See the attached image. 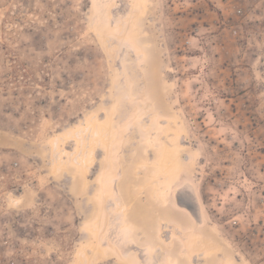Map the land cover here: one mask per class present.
Returning <instances> with one entry per match:
<instances>
[{
  "label": "rangeland",
  "instance_id": "1",
  "mask_svg": "<svg viewBox=\"0 0 264 264\" xmlns=\"http://www.w3.org/2000/svg\"><path fill=\"white\" fill-rule=\"evenodd\" d=\"M106 14L97 33L92 0H0V264H264V0ZM108 117L112 147L79 165L76 134ZM165 124L182 144L169 204L151 166Z\"/></svg>",
  "mask_w": 264,
  "mask_h": 264
},
{
  "label": "bare ground",
  "instance_id": "2",
  "mask_svg": "<svg viewBox=\"0 0 264 264\" xmlns=\"http://www.w3.org/2000/svg\"><path fill=\"white\" fill-rule=\"evenodd\" d=\"M134 4L137 8L143 9L146 5V2L148 0H133ZM112 0H92V8L94 9V11L98 12L100 14V18L97 22H92L91 26L93 28V30L95 32H100L102 29L106 28L109 26V20H108V16L106 14L107 11V7L109 5V3H111ZM95 118V117H94ZM162 119V118H161ZM93 120V119H92ZM165 120V119H164ZM168 120V119H166ZM163 121V120H162ZM105 122V121H104ZM102 121H96L93 124H89L86 127H84L82 130L84 133V136H81L79 134H76V137L79 140V144L80 147L82 146L83 149H81L76 158H78V164L79 165H85L86 163H88L92 155V146L95 145L97 143L98 140H100V142L102 141L107 148L112 147L111 145L113 144V142L116 140L115 138V131L114 128L111 126V119L108 117L107 118V122L104 123ZM113 122V120H112ZM164 122V121H163ZM160 124L162 122H159ZM163 124V123H162ZM158 131H160L162 133V137L160 140H162L161 142L163 144V146H161V148L159 147L158 149V154H160V156L162 157L161 161L159 162V164H155V163H151V166L154 169H157V167H159L158 171L161 173L158 174L159 179H154V175H153V179L156 181H154L153 183H157L162 187V189H159L156 192V197L160 196L162 198H164V200H166L168 202V204L170 203L173 194H174V188L177 186V175L178 173L182 172V167H181V160H182V156L180 154V151L182 150V144L180 143V127L177 125H173V124H165L162 125V127H160V130L157 129L155 132L158 133ZM78 133V132H77ZM160 133V134H161ZM157 136V135H156ZM159 136V134H158ZM154 137V136H153ZM160 138V137H159ZM156 138H154L155 140ZM65 140V139H63ZM149 141L152 139H148ZM56 141V140H55ZM151 142H154L153 140ZM157 142V141H156ZM160 142V141H159ZM160 142V143H161ZM150 142H148L149 144ZM161 143V144H162ZM156 144V143H154ZM159 144V143H158ZM65 146V145H64ZM150 146V145H149ZM152 147L153 144L151 145ZM56 149V148H55ZM59 149V148H58ZM64 150V149H63ZM110 150V149H109ZM65 151V150H64ZM66 152V151H65ZM61 153V152H60ZM56 152H55V156H56ZM67 154V153H66ZM157 155V154H156ZM56 158V157H55ZM61 158V157H60ZM109 158V157H108ZM57 159V158H56ZM149 159V158H148ZM158 159V158H157ZM156 159V161H157ZM55 160V159H54ZM160 160V159H158ZM63 161V160H62ZM155 161V160H154ZM55 162V161H54ZM58 162V160H57ZM90 162V161H89ZM141 166H146L148 165V161L146 158H143L141 161ZM80 166V167H81ZM59 167V166H58ZM84 167V166H83ZM82 167V170H83ZM150 169V168H149ZM112 170V169H111ZM151 170V169H150ZM153 171V170H152ZM106 173V172H105ZM112 172L106 173V174H102L103 176L100 178L101 183L104 186H107L111 189L112 187ZM157 174V173H156ZM101 176V175H100ZM156 177V176H155ZM152 178V176H151ZM150 180V179H149ZM153 183H151L153 185ZM149 184V185H151ZM155 186V185H153ZM149 186H147L148 188ZM146 187H142V189L145 190ZM150 189L152 190L151 186ZM176 189V188H175ZM147 190V189H146ZM150 190V192H151ZM149 192V191H148ZM152 193V192H151ZM102 195V194H101ZM103 196V195H102ZM101 197V196H100ZM152 197V196H151ZM159 198V197H158ZM176 198V195H175ZM104 199V198H103ZM160 199V198H159ZM162 201V200H159ZM165 201V202H166ZM166 202V206L168 205ZM164 204V203H163ZM172 205V204H171ZM181 205V204H179ZM168 207V206H167ZM102 216L104 217L103 213ZM175 219V218H174ZM177 219V218H176ZM102 217L100 219V227L98 228L99 231H102V229H104L103 227V222H101ZM133 220V219H132ZM134 222V221H133ZM176 222V221H175ZM173 223V222H172ZM179 223V222H178ZM140 224L138 223V226ZM141 226V225H140ZM170 226V225H169ZM159 228V227H158ZM176 228L179 229L178 226H176ZM181 228V227H180ZM185 228V227H184ZM157 230V229H156ZM187 230V229H186ZM97 231V229H96ZM192 231V230H191ZM189 231V232H191ZM156 232V231H155ZM159 232V231H158ZM188 232V233H189ZM152 234V233H151ZM156 234V233H155ZM153 234V235H155ZM99 235V234H98ZM152 235V236H153ZM154 237V236H153ZM173 237V236H172ZM155 240V239H154ZM113 249L120 255V251L112 246ZM109 248L103 244H101V242H97L96 244L93 245L92 250H94L95 252L97 251H101V252H105L106 250H108ZM94 253V252H93ZM90 254V253H89ZM92 256V255H91ZM80 258V257H79ZM190 259V257H188ZM83 260V258H82ZM189 261V260H188Z\"/></svg>",
  "mask_w": 264,
  "mask_h": 264
},
{
  "label": "flooded vegetation",
  "instance_id": "3",
  "mask_svg": "<svg viewBox=\"0 0 264 264\" xmlns=\"http://www.w3.org/2000/svg\"><path fill=\"white\" fill-rule=\"evenodd\" d=\"M183 185H185V184H183ZM182 185V186H183ZM182 186H180L179 187V189L177 190V192H178V195H177V198H179V200H181V197H180V195L182 194V198L184 199V201H187L189 204H184L185 206H184V208L189 212V214L190 215H192V216H194V217H197L196 216V213H197V210H199V205L198 204H196V203H194L192 200H190L187 196H186V193L184 192V191H182L181 190V187ZM191 202L194 204V205H192L191 204ZM202 204V203H201ZM179 227V229H180V232L182 231V227L180 228V226H178ZM180 232H178V233H180Z\"/></svg>",
  "mask_w": 264,
  "mask_h": 264
}]
</instances>
